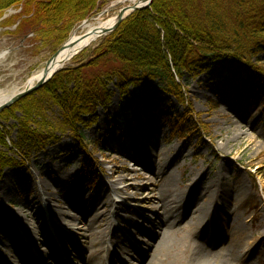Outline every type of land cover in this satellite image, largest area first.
I'll return each instance as SVG.
<instances>
[{"label": "rangeland", "instance_id": "obj_1", "mask_svg": "<svg viewBox=\"0 0 264 264\" xmlns=\"http://www.w3.org/2000/svg\"><path fill=\"white\" fill-rule=\"evenodd\" d=\"M121 1L124 0H101L90 22L104 20L118 14L123 5L117 3ZM19 16L20 8L18 7L6 9L0 16L1 95L22 91L27 80L42 70L46 62L59 49L53 52L54 48L51 44L46 47L35 44L33 34L20 28L19 23L22 18H18ZM85 22L76 25L67 40L73 33L80 32V27ZM95 45L96 43L85 50ZM72 61L73 58L67 61L64 67L71 66ZM252 62L264 70V52L254 57ZM107 83L112 93L111 100L105 106L98 107L93 115L85 118L76 130L62 125V110L49 101L40 99V107L34 111L29 123L32 129H39L45 133L49 140L44 148L36 153L15 149L18 120L22 117L20 112L17 111L14 117L9 119L0 118V134L7 140L6 147L0 146V152L16 161L13 166L4 169L0 175V202L3 204L0 212L2 210L6 214H11L19 223L21 221L34 222L35 225L40 224V227L41 222H38L36 218V210H43L44 204L29 209V206H25L24 201L27 196L24 191L17 193L10 189L3 193L1 185L6 181L9 186L14 182H19L22 178L25 181L24 185L28 187L29 185L38 189L46 187L47 193H39L44 202H48L51 209L64 210L67 215L71 216L68 219L72 220L70 234L66 231L70 236H67L65 241L56 232V222L53 220L52 213L50 212V216L46 217L47 228L52 236L51 245L58 257L62 258L61 264H91L89 255L79 245L80 235L74 233L78 226L86 230L84 234L91 235L90 231H87L88 228L82 224L85 221H78L75 217L76 212L73 206L79 204L78 200L74 202L66 200L70 195L75 196V192H68V189L56 184V181H61V178L66 176H69V180H73L74 176H81L85 184L79 189L86 191L87 198L91 200L97 198L100 192L106 194V200L101 204V209L107 212L106 215L112 223L106 229L98 231L99 236L104 237L106 241L105 246L98 251V259L101 258L104 264H109L112 256L117 257L115 264H141V258L134 253L137 250L144 252L143 255L150 252V256L153 257L154 254L149 251L150 243L147 242L146 246L141 249L142 243L135 241L137 236H134L131 231L127 234L128 231L124 230L123 224L115 219V213L119 211L116 207L111 206V208V204L107 202L110 201L109 199H114L118 205L131 208L135 212L132 220L136 226L145 225L143 217L146 219L151 217V214L145 211L140 204L145 197L142 194H146V189H143L141 185L142 180L130 174L131 170L137 175L143 174L146 177H150L152 173L148 170L144 171L126 159L120 149L122 143L125 142L123 136L129 134L135 140L138 126L157 123L161 120L167 128L164 133H154L152 140L159 141L157 150L166 151L168 157L175 159L176 168H172L175 174L173 190L179 193L181 191L179 185L184 183L189 176L197 179L202 188L207 187L211 181L216 180V174L225 167V162L229 161L230 165L226 169L228 174H226L224 184L236 182L241 187L234 200V203L241 206V211L237 214L240 222L237 238L252 245L255 248L254 253L259 255L258 251L264 250V240L259 241L260 237L264 239V149L258 151L255 145L264 143V86L255 78L244 75L238 66L227 61L217 63L198 76L185 75L180 81L183 93L182 102L155 87L142 93L132 90L128 95H122L116 91L114 82L107 81ZM248 110L253 113L254 117H243ZM217 116H220L217 120L218 124L213 128L210 121ZM229 120L232 124H229ZM131 121L133 126L130 128ZM241 122L248 124L241 127ZM221 124L228 132L232 125L238 127L239 130L248 128L260 134L256 139H251V143L250 141L243 143L232 141L227 154L224 150L225 142L217 130ZM100 125L106 130L101 136ZM110 137L120 139V143L114 148L107 147L104 143ZM103 161L106 162L104 167H107L108 171L103 168L99 171V164ZM157 168L158 166L153 162L151 169L155 174ZM179 171L183 172L181 177ZM106 173L111 174L110 178L102 183ZM129 185L137 186L138 190L131 189ZM111 186H114L115 190L119 189L122 194L115 197L114 192L107 193V189H111ZM146 195L149 196L148 193ZM96 208L99 209L98 204ZM147 208L150 209V207ZM200 223L205 227L206 236L216 237L218 243L216 249L212 250L215 255L202 259L208 264H264V261L253 260L240 254L241 245H235L233 239L229 238L228 232L220 225L224 223L207 222L204 219ZM14 225V229H19L17 221ZM113 226H116L118 231L120 230V235H126V239L133 242V245L128 247V250L120 257L115 251L116 244L122 245L126 242H124V237L113 236ZM190 229L187 221L179 223L175 227L176 234L171 237L170 243L166 246L161 258L155 260V264H192L196 256L193 254L195 242ZM232 248H236V253ZM7 249L8 255H6L11 256L10 248ZM43 249L46 248L41 247L34 251V264H56L52 259L47 258L46 254L45 259L41 261L39 255L42 254ZM6 255L2 256V263L6 262ZM237 255L243 260L239 261ZM18 260L24 262L21 257H18Z\"/></svg>", "mask_w": 264, "mask_h": 264}, {"label": "trees", "instance_id": "obj_2", "mask_svg": "<svg viewBox=\"0 0 264 264\" xmlns=\"http://www.w3.org/2000/svg\"><path fill=\"white\" fill-rule=\"evenodd\" d=\"M100 1L0 0V16L8 8H20V28L33 34L35 44H51L55 52L76 25L95 15ZM261 52L264 0H153L150 8L131 14L41 88L3 110L0 118L20 112L15 149L36 153L49 140L29 123L40 99L62 110V125L76 130L111 100L107 81L122 95L155 87L182 102L184 76L203 74L221 61L264 86V70L252 62ZM6 141L0 134V146L6 147ZM14 163L0 152V175Z\"/></svg>", "mask_w": 264, "mask_h": 264}, {"label": "bare ground", "instance_id": "obj_3", "mask_svg": "<svg viewBox=\"0 0 264 264\" xmlns=\"http://www.w3.org/2000/svg\"><path fill=\"white\" fill-rule=\"evenodd\" d=\"M147 1L148 0H126L118 2L117 4L123 5V7H135L143 6L147 3ZM129 13L130 12L128 11L127 14ZM117 15L118 14L104 20H95L94 22L88 21L83 23L80 27L81 31L73 33L64 50L60 51L56 56L54 63H52L50 68H48L45 78L48 79L54 72L58 71L67 61H69L72 56L79 53V51L87 49L92 44L96 43L97 40L100 39L99 35L101 30L110 29L116 23ZM44 75V69L32 75L27 80L23 90L31 89L37 85V83L43 81L45 79ZM18 92H13L9 95L0 94V105L8 102ZM245 114L243 116L245 118L254 117L250 110H248ZM219 117L217 116L210 121L213 128L218 124L217 120ZM161 122L162 121L159 120L157 123L138 126L136 128L138 131L136 139L133 140L129 134L123 136V138H125V142L122 143L120 149L121 154H123L126 159L135 163L144 171L148 170L152 173L150 174V177H146L143 174L137 175L135 171L131 170L130 174L131 176H135L137 179L142 180L141 185H143V189H146L145 193L149 194V196L142 194L145 195V197L140 204L143 206L145 211L151 214V217L149 219L143 217L145 225L136 226L133 224L132 220V215H134L135 212L132 211L131 208L124 207L121 204L118 205L114 199H109L110 201L107 202L108 204H111L110 207H116V210L123 213L116 212L115 219L118 223L123 224L124 230L128 231L127 234L131 231L134 233V236H137L135 237V241L142 243L140 245L141 249L146 246L147 242L150 243L149 247L151 249L149 251L154 254L153 257L150 256V252L146 255H143L144 252L140 250L134 253L141 258V264H155V260H159L161 258L166 246L170 243L171 237L176 234L175 227L179 223H182V221H187V224L191 228V236L195 242L193 254L196 256V259L193 260L192 264H208L202 259L214 256L215 252L212 250L216 249L218 243L216 242V237L208 238L206 236L205 227L200 223L202 219L207 220V222L218 221L220 223H224L220 225L228 232L229 238L233 239L232 241L235 245H241L242 250L240 254H243L244 257H248L253 260L256 259L264 261V250L258 251L259 255H256L254 253L255 248H253L252 245L237 238V232L240 228V222L237 218V214L241 211V206L234 203V200L237 197L238 191L241 190V187H239L236 182L233 184L229 182L224 184V180L227 176L226 174H228L226 169H228V166L230 165L229 161L225 162V167L221 168L217 172L216 180L211 181L207 187L202 188L197 179L190 178L189 176L184 183L179 185L181 191L176 193L172 188L173 181L175 180V174L172 170V168H176L175 159L168 157V152L162 151L159 148V150H157L159 141L152 140L155 136L154 133L165 132V128H167V126ZM132 123L133 122L131 121L129 124L130 128L133 126ZM229 124H232V121L229 120ZM247 124V122H241L240 126H247ZM217 130L219 132L218 134L225 142L224 150L227 154L229 153L230 143H232V141L239 143L249 142L251 139H256L260 134L258 131H256L255 134L248 128L246 130H239L238 127L232 125L230 131L228 132L222 127V124ZM99 131L101 132L100 136L104 135L106 132L102 125L99 126ZM246 137L249 139H245ZM104 143L107 147L114 148L120 143V139L110 137ZM255 148L258 151H261L264 149V143H257ZM153 162L158 166V175L151 169V164ZM105 163L106 162L103 161L99 164V171H101L102 168L105 169V171H108V168L104 167ZM107 164H110V162H107ZM179 173L181 177L183 172L179 171ZM110 175L111 174L106 173L102 183H105L110 178ZM132 179L133 178H131V180ZM19 180V182L17 181L9 185L10 188L6 184L8 182H3L1 185V192L3 191V193H6L10 189H13L12 191H16L17 193L24 191L27 196L24 201L25 206H29V209L35 207L37 208L43 204L44 200L39 193H47L48 189L46 187H39L38 189L32 185H29L28 187L26 184L24 185L25 181L22 178ZM56 184L61 186V188L68 189V192H75V196L70 195L66 198V200L69 202L78 200L77 203L79 204L73 206V209L76 212L75 217L78 221H85V223H81L88 228L87 231L89 230L91 235L84 234L86 233V230H84L83 227L78 228V226L76 227L77 231L74 233L80 235L81 242L79 245L83 248V250H85V252H87V255H89L91 264H104L101 258L98 259V251L105 246L106 241L104 237L102 238L99 236L98 231L103 228L106 229L112 225L106 215L107 212L105 210L102 211L101 209V204H103L104 200H106V194H104V192H100L97 194V198L92 200L87 198L86 191L81 188L79 189V187H83L85 184L84 178L81 176H74L73 180H69V176H66L63 179L61 178V181H56ZM133 186L134 185L131 186V189L138 190V188H136L137 186ZM120 193L121 191L116 188L114 196L116 197V195ZM128 198L129 197L127 196V199ZM96 204L99 205V209L96 208ZM147 207H150V209ZM2 208L3 204L0 202V209ZM46 208L47 211L52 212L54 218L53 220L56 222L55 229L57 234L60 238H63L66 241L67 236H70L67 233H69L70 226L72 225V220L68 219L71 216L67 215L62 209H51L50 206L47 205ZM36 216L39 220L38 222H41V226L39 227L40 224L35 225L36 223L34 222L28 223L26 221H21L20 223H23L25 227L20 233L13 228V226H15V222H18V220L11 214H6L1 210L0 264H34V251L40 249L41 247L46 248L43 249L44 251L41 255H39L41 256V261L45 259L46 254L47 258L52 259L56 264H61L62 258L58 257V254L55 253V249L53 250L51 245L52 236L47 228L46 220V217L50 216L49 213L43 216L40 210H36ZM112 229L113 236L125 238L124 242H126V244H116L117 248L115 251L119 253L118 256L120 257L128 250V247L133 245V242L128 241L126 239V235H120V230L118 231L116 226H113ZM21 235L23 237H20ZM260 240L263 241L264 239L260 237L259 241ZM8 247L12 253L11 256H7L8 253L6 251L8 250ZM235 249L236 248H232L233 252H235ZM107 250L109 252V249ZM4 255L7 256V260L5 263H2L1 259ZM18 257H21L24 262H19ZM237 259L239 261L243 260L239 255H237ZM116 261L117 257L111 256L109 264H115Z\"/></svg>", "mask_w": 264, "mask_h": 264}, {"label": "water", "instance_id": "obj_4", "mask_svg": "<svg viewBox=\"0 0 264 264\" xmlns=\"http://www.w3.org/2000/svg\"><path fill=\"white\" fill-rule=\"evenodd\" d=\"M126 1V0H124ZM153 0H148L147 3L143 6H133V7H123L120 9L118 15H117V20L116 23L113 25V27H111L110 29L107 30H101L100 33V38L101 37H105L106 35L112 33L113 31H115L119 25L127 18L129 17L132 13L137 12V11H141L144 9H148L150 8V6L152 5ZM128 11L130 12L129 14ZM69 41V40H68ZM68 41L62 45V47L60 49H58L53 56L46 62L45 67H44V78L46 77V74L48 72V68H50V65L52 63H54V59L56 58V56L59 54L60 51L64 50V48L66 47ZM76 55V54H75ZM73 57V56H72ZM56 72H54L48 79H44L43 81L37 83V85H35L34 87H32L31 89L28 90H23L19 93H17L14 97H12L8 102H6L3 105H0V112L8 107H10L11 105L15 104L17 101H19L20 99L24 98L25 96L29 95L30 93L36 91L37 89L41 88L44 84H46L51 78L52 76L55 74Z\"/></svg>", "mask_w": 264, "mask_h": 264}]
</instances>
